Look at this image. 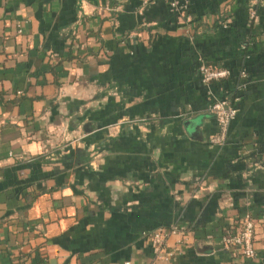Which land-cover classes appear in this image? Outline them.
Instances as JSON below:
<instances>
[{"label": "crops", "instance_id": "0c3cea01", "mask_svg": "<svg viewBox=\"0 0 264 264\" xmlns=\"http://www.w3.org/2000/svg\"><path fill=\"white\" fill-rule=\"evenodd\" d=\"M171 1L0 0V264H264V0ZM249 212L258 257L236 261L221 234ZM174 224L188 243L156 261L144 234Z\"/></svg>", "mask_w": 264, "mask_h": 264}, {"label": "built area", "instance_id": "2783aa9c", "mask_svg": "<svg viewBox=\"0 0 264 264\" xmlns=\"http://www.w3.org/2000/svg\"><path fill=\"white\" fill-rule=\"evenodd\" d=\"M172 12L178 14H187L189 5L187 2L180 0H172L170 3ZM256 17V12L252 11L251 18ZM19 33H23L22 27L19 25ZM201 81L205 85L223 82L232 78L233 73L228 68L214 65L201 64L198 69ZM235 86L232 93L228 97L215 100L210 112L216 119L218 124V133L210 137L211 144L216 146H224L230 126L238 115V105L242 100V94L248 87L249 75L246 69H240L237 77L234 78ZM257 223L254 216L249 212L242 216L236 223L227 225L221 234V244L233 260L254 261L258 257L254 241L256 237ZM190 230L188 227L174 224L168 228H160L151 233H145L144 238L154 250L155 260L159 262H169L171 257L176 253L169 251L168 241L171 237H178V245L184 246L188 243V235ZM131 264V263H126Z\"/></svg>", "mask_w": 264, "mask_h": 264}, {"label": "trees", "instance_id": "16d2710c", "mask_svg": "<svg viewBox=\"0 0 264 264\" xmlns=\"http://www.w3.org/2000/svg\"><path fill=\"white\" fill-rule=\"evenodd\" d=\"M44 191H45V190H39V191L35 194L34 197H32L31 199H29V202L32 204V203L34 202V200L36 199V197H37L38 195L43 194ZM22 259H25V256L21 257V260H22ZM22 261L24 262V260H22Z\"/></svg>", "mask_w": 264, "mask_h": 264}]
</instances>
